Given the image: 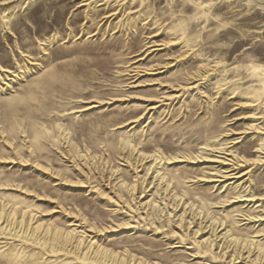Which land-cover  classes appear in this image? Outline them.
Segmentation results:
<instances>
[{
  "label": "rangeland",
  "instance_id": "rangeland-1",
  "mask_svg": "<svg viewBox=\"0 0 264 264\" xmlns=\"http://www.w3.org/2000/svg\"><path fill=\"white\" fill-rule=\"evenodd\" d=\"M123 261L264 264V0H0V264Z\"/></svg>",
  "mask_w": 264,
  "mask_h": 264
},
{
  "label": "bare ground",
  "instance_id": "bare-ground-1",
  "mask_svg": "<svg viewBox=\"0 0 264 264\" xmlns=\"http://www.w3.org/2000/svg\"><path fill=\"white\" fill-rule=\"evenodd\" d=\"M16 212H17V211H16ZM16 215H18V213H17ZM14 216H15V214H11V217H10V220H11V221L15 218ZM23 217H24V216H23ZM2 218H3V217H2ZM7 218H9V217H7ZM21 219H22V218H21ZM30 220H31V219H30ZM14 221H15V220H14ZM25 221H26V220H25ZM19 222H20V224H22L23 221L21 220V221H19ZM7 223H8V222H7ZM9 223H10V222H9ZM13 225H14V223H13ZM40 226H41V225H40ZM10 228H11V227H10ZM12 228H13V227H12ZM39 228H40V227H36L35 230H38ZM34 233H35V232H34ZM36 233H37V231H36ZM38 234H39V233H38ZM21 235H22V234H21ZM45 237H46V236H45ZM51 237H52V238L50 239L51 241H52V240H53V241H57V240L59 239V238H58V234H53V235H51ZM36 238H38V237H36ZM42 238H44V237H42ZM49 238H50V237H49ZM60 239H61V238H60ZM64 240H65V239H64ZM66 240H67V239H66ZM39 241H40V240H39ZM43 241H44V239H43ZM58 241H59V240H58ZM60 241H61V240H60ZM60 241H59V242H60ZM65 242H66V241H65ZM61 244H62V243H61ZM110 253H111V252H110ZM99 255H100L102 258H104V259L109 258L108 255H106L105 253H102V251L100 252ZM111 255H112V254H111ZM100 256H99V257H100ZM114 257H115V256H114ZM114 259H115V258H114ZM107 260H108V259H107ZM112 261H113V260H112ZM119 261H120V260H119ZM119 261H118V262H119ZM126 261H127V260H126ZM126 261H125V263H127ZM114 262H115V261H114ZM120 262H121V261H120ZM112 263H113V262H112ZM113 264H115V263H113ZM122 264H124V261H123Z\"/></svg>",
  "mask_w": 264,
  "mask_h": 264
}]
</instances>
